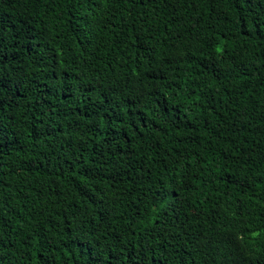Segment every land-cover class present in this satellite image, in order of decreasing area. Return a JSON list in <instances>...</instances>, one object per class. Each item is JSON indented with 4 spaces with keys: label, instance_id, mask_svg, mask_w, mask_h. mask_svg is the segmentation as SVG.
<instances>
[{
    "label": "trees",
    "instance_id": "trees-1",
    "mask_svg": "<svg viewBox=\"0 0 264 264\" xmlns=\"http://www.w3.org/2000/svg\"><path fill=\"white\" fill-rule=\"evenodd\" d=\"M0 264H264V0H0Z\"/></svg>",
    "mask_w": 264,
    "mask_h": 264
}]
</instances>
